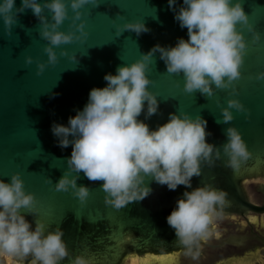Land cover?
I'll list each match as a JSON object with an SVG mask.
<instances>
[{
	"label": "water",
	"instance_id": "water-1",
	"mask_svg": "<svg viewBox=\"0 0 264 264\" xmlns=\"http://www.w3.org/2000/svg\"><path fill=\"white\" fill-rule=\"evenodd\" d=\"M181 3L177 0L176 6ZM241 3L252 31L237 25L247 49L241 77L233 82L236 91L216 89L213 85L215 91L210 97L198 90L185 92L183 75L167 73L157 52L148 71L152 80L148 87L157 94L159 109L146 120L143 112L139 117L155 128L167 121L169 113L200 115L211 133L206 139L216 146L226 142L225 130L232 125L241 132L252 153L238 171H233L224 165L227 157L221 148V159L213 166L202 165L201 175L192 177V187L210 184L227 193V203L218 207L220 214L210 225L209 235L194 247L198 253L195 257L177 244L174 229L166 222L177 198L185 191L184 185L169 190L147 178L145 183L152 192L120 209L105 204L102 181H90L83 172L77 184L89 187L84 202L71 191H57L54 187L67 168L71 145L63 149L58 146L50 130L53 121L67 124L68 117L87 102L90 89L106 84V73H115L118 66L134 62L157 43L170 46L179 37L187 39V29L174 19L168 0H100L96 6H83L80 20L84 21L87 37L54 46L58 60L46 64L40 74L37 61H47L44 47L48 42L39 35L37 17L31 9H25L18 14L11 34H6L0 18V179L8 181L13 173H20L25 191L35 195L39 208L38 217L23 208L21 213L33 227L39 218L47 230H63L71 255L60 264H70L77 254L91 257L94 264H128L132 256L141 258L147 254H176L180 264H212L251 248L254 239L264 246V232L255 230L250 218L264 215V79L255 78L264 71V0ZM20 4L21 0H15L16 7ZM44 14L50 16L47 9ZM73 15L69 7L60 30H76ZM137 19H142L150 31L137 35L125 30L118 36V25ZM257 33L260 39L254 40ZM61 49L75 53L77 61L61 56ZM27 56L33 58L31 64L25 62ZM233 98L247 112L231 109L234 119L226 124L222 122L221 108ZM4 258L12 264H30L31 259Z\"/></svg>",
	"mask_w": 264,
	"mask_h": 264
},
{
	"label": "clouds",
	"instance_id": "clouds-1",
	"mask_svg": "<svg viewBox=\"0 0 264 264\" xmlns=\"http://www.w3.org/2000/svg\"><path fill=\"white\" fill-rule=\"evenodd\" d=\"M100 0H0V18L6 34H11L18 14L31 9L40 22L39 35L48 43L44 47L47 61H37V74L46 64L58 60L54 46L83 41L88 33L80 20V9L88 4L98 5ZM169 9L181 28L187 29V39L177 38L174 45L155 44L134 62L118 66L115 73H106L103 87H93L82 109L69 116L67 124L53 121L50 130L62 149L71 145L64 174L54 184L57 191L68 192L84 202L89 187L78 185L79 174L90 181H102L104 202L120 209L132 201L144 199L152 192L145 183L147 178L169 190L179 185L185 191L177 198L175 207L166 216L167 224L174 229L177 244L186 254H198L194 247L209 235L210 225L219 216L218 207L227 203V193L210 184L192 187V177L200 176L202 165L213 166L227 157L224 165L238 171L252 156L241 132L232 125L225 130L227 140L221 146L208 142L211 135L206 130L207 121L200 115L187 112L169 113L163 124L150 128L145 122L159 109L157 94L148 87L152 80L148 71L153 55L159 53L167 73L183 75V89L212 96L215 89L232 88L241 77V66L247 49L244 34L238 29L252 31L241 0H168ZM73 12L75 31H62L60 25L68 18V8ZM47 9L50 16L45 15ZM119 15V14H118ZM80 20V23H76ZM71 27V26H70ZM125 30L137 35L150 29L142 19L127 21L117 26L118 36ZM260 35H254L259 40ZM61 56L77 61L75 53L61 49ZM31 64L33 58L25 57ZM264 79V71L256 74ZM58 95V93H53ZM219 103V101H218ZM221 108L222 122L234 119L231 109L247 112L238 99H228ZM143 112L145 120L139 119ZM48 181H51L47 177ZM187 189H191L190 191ZM33 193L26 192L20 173H13L10 180L0 179V255L27 259L30 264H60L71 254L63 239V230H47L45 222L36 218L35 226L21 213V208L38 217L39 208ZM70 264H94L91 257L77 254Z\"/></svg>",
	"mask_w": 264,
	"mask_h": 264
},
{
	"label": "rangeland",
	"instance_id": "rangeland-1",
	"mask_svg": "<svg viewBox=\"0 0 264 264\" xmlns=\"http://www.w3.org/2000/svg\"><path fill=\"white\" fill-rule=\"evenodd\" d=\"M250 218L253 222H255L254 229L263 233L264 232V215H262L260 218H258V216L256 215L251 216ZM3 256L6 257L10 261L7 255H3ZM168 257L169 258L164 260V262L166 261L169 262V260H172V262H174L173 264L180 263L179 258L177 256L173 259L171 258V256H168ZM155 260L157 261V259ZM130 264H135V263L130 262ZM212 264H264V246L256 241H253L251 248L245 251H242L238 254H235L233 256H226V257L220 258Z\"/></svg>",
	"mask_w": 264,
	"mask_h": 264
},
{
	"label": "bare ground",
	"instance_id": "bare-ground-1",
	"mask_svg": "<svg viewBox=\"0 0 264 264\" xmlns=\"http://www.w3.org/2000/svg\"><path fill=\"white\" fill-rule=\"evenodd\" d=\"M168 256H171V257H176L177 255L176 254H169V255H153V254H147L143 257H139V256H132L130 258V261L129 262H134L135 264H164V260L168 259L169 257ZM157 259V261L155 260ZM153 261V262H152ZM130 264V263H128Z\"/></svg>",
	"mask_w": 264,
	"mask_h": 264
},
{
	"label": "flooded vegetation",
	"instance_id": "flooded-vegetation-1",
	"mask_svg": "<svg viewBox=\"0 0 264 264\" xmlns=\"http://www.w3.org/2000/svg\"><path fill=\"white\" fill-rule=\"evenodd\" d=\"M253 186V185H252ZM253 189L255 190V192L257 193L255 187L253 186ZM259 194V193H258ZM261 196H263L261 194ZM253 241H256L258 242L256 239H254ZM259 243V242H258ZM261 244V243H260ZM10 259V257H8ZM172 259L175 258V257H171ZM169 262H171V264H173L174 262H172V260H169ZM13 262H7L6 259L1 255L0 256V264H12ZM177 263V262H176ZM180 264V263H179Z\"/></svg>",
	"mask_w": 264,
	"mask_h": 264
},
{
	"label": "snow or ice",
	"instance_id": "snow-or-ice-1",
	"mask_svg": "<svg viewBox=\"0 0 264 264\" xmlns=\"http://www.w3.org/2000/svg\"><path fill=\"white\" fill-rule=\"evenodd\" d=\"M164 264H171V262L166 261V262H164Z\"/></svg>",
	"mask_w": 264,
	"mask_h": 264
}]
</instances>
